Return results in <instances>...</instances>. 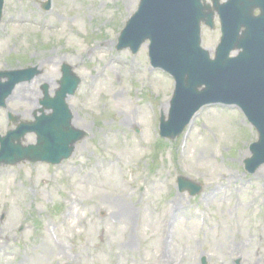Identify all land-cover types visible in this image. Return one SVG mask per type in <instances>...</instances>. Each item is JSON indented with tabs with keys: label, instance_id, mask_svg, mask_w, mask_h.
Instances as JSON below:
<instances>
[{
	"label": "rangeland",
	"instance_id": "obj_1",
	"mask_svg": "<svg viewBox=\"0 0 264 264\" xmlns=\"http://www.w3.org/2000/svg\"><path fill=\"white\" fill-rule=\"evenodd\" d=\"M51 1L50 11L48 0L6 2L0 70L43 72L0 109V134L16 128L8 113L33 120L41 86L57 89L66 63L82 79L69 104L75 127L88 136L59 166L0 169V264H264V165L252 175L244 167L256 130L240 113L213 106L183 137L157 140L159 118L152 125L145 100L167 120L174 83L149 72V43L136 55L116 50L140 0L131 11L126 0ZM220 38L218 21L215 30L204 28L212 57ZM36 140L30 134L23 143ZM180 176L203 185V193L180 192ZM119 195L133 217L117 214ZM173 201L178 211L171 214Z\"/></svg>",
	"mask_w": 264,
	"mask_h": 264
},
{
	"label": "water",
	"instance_id": "obj_2",
	"mask_svg": "<svg viewBox=\"0 0 264 264\" xmlns=\"http://www.w3.org/2000/svg\"><path fill=\"white\" fill-rule=\"evenodd\" d=\"M214 8L204 6L201 0H142L138 14L128 22L126 30L120 39V48L128 46L138 49L143 41L152 35L149 21H158L162 28L178 25L188 50L186 60L182 56L170 71L177 77L179 87L172 102V128L166 130V123L162 121L164 137L175 139L192 120L201 107L214 102L236 103L242 106L259 131L264 125V0H229L221 4V0H212ZM256 8L261 9V16L254 17ZM2 1L0 0V16ZM217 11L222 20L223 38L217 50L215 61L209 59L210 54L201 49V22L214 27V17ZM132 31L143 37L137 42L132 37ZM240 51L239 56L230 59L231 51ZM161 53V52H158ZM153 52L166 60V54ZM195 54V56H194ZM64 78L56 96L48 94L49 86L44 87L45 99L42 104L53 109L52 115L37 118L35 123H24V129L19 138L35 131L39 135V145L14 147L11 134L2 140L0 151V166L2 164H17L22 160L32 162L45 161L59 164L69 158L75 149V144L84 139L87 134L72 126L73 115L66 104L68 95H73L78 88L80 79L72 73L69 66L63 68ZM39 75L34 69L15 72H0V106L6 105V100L12 94L14 87L23 81L32 80ZM2 78H8L5 84ZM207 89L200 92L203 85ZM14 121H16L14 119ZM46 122V125H44ZM168 127V126H167ZM253 146V159L247 161V169L254 172L264 163V141ZM261 159V160H260ZM253 162H257L252 166ZM182 188L188 187L181 180ZM191 189L193 195L200 192V188Z\"/></svg>",
	"mask_w": 264,
	"mask_h": 264
},
{
	"label": "bare ground",
	"instance_id": "obj_3",
	"mask_svg": "<svg viewBox=\"0 0 264 264\" xmlns=\"http://www.w3.org/2000/svg\"><path fill=\"white\" fill-rule=\"evenodd\" d=\"M136 0H126V4L130 11L133 9V6L135 5ZM13 26L17 24L16 20H13ZM111 46V45H110ZM110 46H107V50L110 48ZM165 111L168 110V106L165 107ZM135 124V122L131 121L129 116L126 117V122H129ZM218 190V189H217ZM118 195V194H117ZM127 196L126 195H119L114 198V202L116 205V208H118L117 214L120 215L121 218L127 219L133 217V212H134V207H132L128 202H127ZM177 201H173L170 203V213L174 214L177 212ZM173 215L170 216L169 219H171ZM128 224L131 225V219H128Z\"/></svg>",
	"mask_w": 264,
	"mask_h": 264
}]
</instances>
